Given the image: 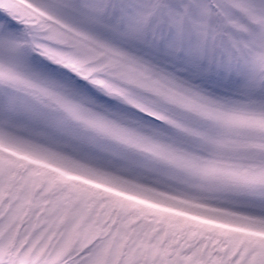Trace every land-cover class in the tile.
<instances>
[{"label":"snow or ice","instance_id":"obj_1","mask_svg":"<svg viewBox=\"0 0 264 264\" xmlns=\"http://www.w3.org/2000/svg\"><path fill=\"white\" fill-rule=\"evenodd\" d=\"M0 264H264V0H0Z\"/></svg>","mask_w":264,"mask_h":264}]
</instances>
